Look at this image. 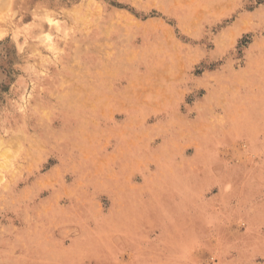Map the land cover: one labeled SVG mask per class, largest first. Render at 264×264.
Segmentation results:
<instances>
[{
	"label": "rangeland",
	"instance_id": "obj_1",
	"mask_svg": "<svg viewBox=\"0 0 264 264\" xmlns=\"http://www.w3.org/2000/svg\"><path fill=\"white\" fill-rule=\"evenodd\" d=\"M0 264H264V0H0Z\"/></svg>",
	"mask_w": 264,
	"mask_h": 264
},
{
	"label": "crops",
	"instance_id": "obj_2",
	"mask_svg": "<svg viewBox=\"0 0 264 264\" xmlns=\"http://www.w3.org/2000/svg\"><path fill=\"white\" fill-rule=\"evenodd\" d=\"M61 260H64V259H61ZM65 261V260H64Z\"/></svg>",
	"mask_w": 264,
	"mask_h": 264
},
{
	"label": "bare ground",
	"instance_id": "obj_3",
	"mask_svg": "<svg viewBox=\"0 0 264 264\" xmlns=\"http://www.w3.org/2000/svg\"><path fill=\"white\" fill-rule=\"evenodd\" d=\"M12 159V158H11Z\"/></svg>",
	"mask_w": 264,
	"mask_h": 264
}]
</instances>
